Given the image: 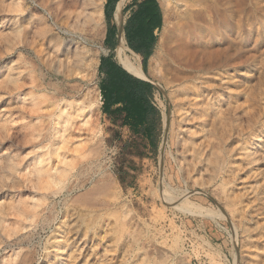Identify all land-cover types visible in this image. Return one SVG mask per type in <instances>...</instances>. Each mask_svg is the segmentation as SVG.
I'll use <instances>...</instances> for the list:
<instances>
[{
    "label": "rangeland",
    "instance_id": "rangeland-1",
    "mask_svg": "<svg viewBox=\"0 0 264 264\" xmlns=\"http://www.w3.org/2000/svg\"><path fill=\"white\" fill-rule=\"evenodd\" d=\"M167 1L152 148L90 0H0V264H264V0Z\"/></svg>",
    "mask_w": 264,
    "mask_h": 264
},
{
    "label": "crops",
    "instance_id": "crops-1",
    "mask_svg": "<svg viewBox=\"0 0 264 264\" xmlns=\"http://www.w3.org/2000/svg\"><path fill=\"white\" fill-rule=\"evenodd\" d=\"M102 9L105 18L103 46L106 53L100 56L98 63V90L101 110L108 116H110L111 110H117L112 115L121 118V125L128 127L132 132L143 134L145 132L140 126H136L133 130L132 121L123 124L125 115L122 110L123 104L120 99L115 98V94L111 96L110 101H104L100 86L105 74L99 71V64L102 58L108 57L133 77L150 82L154 86L153 91L155 92L156 85L146 74L148 60L155 49L158 32L164 23L161 0H103ZM120 47L125 48L130 57H137L144 77L131 74L120 64L118 60ZM143 64L146 71H143Z\"/></svg>",
    "mask_w": 264,
    "mask_h": 264
},
{
    "label": "trees",
    "instance_id": "trees-1",
    "mask_svg": "<svg viewBox=\"0 0 264 264\" xmlns=\"http://www.w3.org/2000/svg\"><path fill=\"white\" fill-rule=\"evenodd\" d=\"M142 68L146 71L144 64ZM99 71L105 74L100 86L104 101H110L111 96L115 94V98L120 99L123 104V124L132 121L133 130L140 126L145 132L142 135L148 138L154 148L160 126V112L152 101L154 86L150 82L133 77L108 57L100 60ZM116 112L117 110H111L110 116Z\"/></svg>",
    "mask_w": 264,
    "mask_h": 264
},
{
    "label": "bare ground",
    "instance_id": "bare-ground-1",
    "mask_svg": "<svg viewBox=\"0 0 264 264\" xmlns=\"http://www.w3.org/2000/svg\"><path fill=\"white\" fill-rule=\"evenodd\" d=\"M102 4H103V0H90V10L87 11L85 14L86 23L89 21L95 27L99 25V21L101 20V16L103 15L101 11ZM161 8L164 19L166 20L171 12V5L167 0H161ZM215 17L216 16L214 15L210 16L209 20L212 21L209 22L212 23L214 20V22L219 23V20H215ZM119 51L120 52H119L118 60L120 61L122 66H124L125 69L129 71L131 74L138 77H144V74L141 71V66L137 57L135 56L130 57V55L126 53L125 48L120 47ZM156 58L157 55L153 54L151 55L150 59L154 61Z\"/></svg>",
    "mask_w": 264,
    "mask_h": 264
}]
</instances>
